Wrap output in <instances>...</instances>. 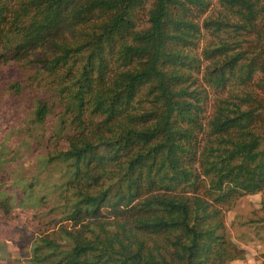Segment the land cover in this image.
<instances>
[{"label":"trees","instance_id":"16d2710c","mask_svg":"<svg viewBox=\"0 0 264 264\" xmlns=\"http://www.w3.org/2000/svg\"><path fill=\"white\" fill-rule=\"evenodd\" d=\"M0 65L34 97L24 124L0 111V172L43 152L0 211L56 219L26 264L246 258L226 212L264 192V0H0Z\"/></svg>","mask_w":264,"mask_h":264},{"label":"rangeland","instance_id":"374dc122","mask_svg":"<svg viewBox=\"0 0 264 264\" xmlns=\"http://www.w3.org/2000/svg\"><path fill=\"white\" fill-rule=\"evenodd\" d=\"M29 73L30 70L27 67L0 65V111H2L1 116L6 117L3 122H6L9 116L16 125L24 124L23 122L28 119L32 109L31 100L34 97L27 94V91H25V95L20 96L10 88V85L17 80L24 82ZM15 138L18 139L19 136H15ZM9 142L18 144L11 136H8L7 139L0 137V147L7 146ZM40 154L43 152L32 150L20 171L9 164L6 169L2 167L4 172H0V184L11 185L20 176H26L24 186L31 188L28 183L31 174L40 169L35 160ZM46 174L44 173L43 176L45 177ZM53 175L56 180L59 178L55 169ZM41 180H46V177ZM48 182L47 180V185L50 184ZM46 184L44 186L36 185L33 189L34 193L29 194L32 195L33 203H36L35 197L38 199L46 193L49 194L50 189L46 188ZM22 191H24L23 187ZM49 198L55 199V196L49 194ZM263 198L264 192L244 196L226 212L228 235L247 251L245 259L235 260L233 264H256L264 261V227L260 222L264 216L261 204ZM30 203L33 204L32 200ZM49 204L53 205V201L51 200ZM37 208L38 210H34L28 207L24 208V206L19 208L15 206L13 210L0 211V264H26V260L31 256V245L34 238L44 230L55 226L56 219L53 213H48L50 207L43 210H41L42 207ZM58 226L59 224L56 227Z\"/></svg>","mask_w":264,"mask_h":264}]
</instances>
